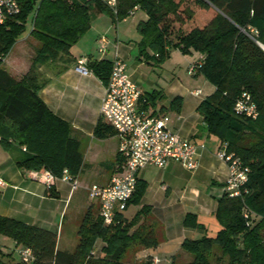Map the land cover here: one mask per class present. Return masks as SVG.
<instances>
[{"label":"trees","instance_id":"1","mask_svg":"<svg viewBox=\"0 0 264 264\" xmlns=\"http://www.w3.org/2000/svg\"><path fill=\"white\" fill-rule=\"evenodd\" d=\"M18 1L19 13L0 26V146L14 155L16 166L28 173L46 170L56 177L66 169L71 177H77L83 165L80 143L71 124L41 99L44 80L40 67L71 62L70 49L90 28L93 10L110 13L118 22L133 14L134 8L140 9L147 19L137 25L139 57L157 66L171 48L183 54L197 53L193 75H202L215 88L196 108L203 129L221 145L226 143L228 152L249 168L247 193L242 198H229L224 193L217 200L214 216L220 229L216 234L182 242L181 248L192 254L186 264H212L210 256L215 246L227 259L226 264H264V50L257 44H264V0H118L116 14L99 0ZM196 7L213 8L215 15L207 24L184 30L182 25L193 19ZM31 12L34 16L29 34L39 47L28 71L18 78L3 68V61L25 32ZM175 23L179 25L175 27ZM111 68L109 59L88 64L89 71L105 85ZM243 91L257 106L255 120L233 111ZM161 98L156 90L141 94L142 109L156 115ZM182 101L179 96L173 98L168 109L179 112ZM95 134L102 138L114 132L100 121ZM145 189L146 183L138 180L127 207L139 206ZM149 213L150 208L143 205L131 218L119 212L111 225H103L97 213L94 217L87 210L74 251L57 248L55 231L0 215V233L15 243L12 252L0 249V264H132L123 261L129 248L158 245L156 224H142L145 219L151 221L147 219ZM183 225L200 226L191 213L186 214ZM97 240L104 244L99 255L93 250ZM24 247L33 253L29 263L18 255Z\"/></svg>","mask_w":264,"mask_h":264},{"label":"crops","instance_id":"2","mask_svg":"<svg viewBox=\"0 0 264 264\" xmlns=\"http://www.w3.org/2000/svg\"><path fill=\"white\" fill-rule=\"evenodd\" d=\"M193 10L194 20V17H198L206 9L196 7ZM134 13L139 16L135 25L138 33L137 25L140 21H145L147 15L140 9L135 10ZM98 15L100 13H97ZM129 20L126 18L114 27L111 22L105 21L107 24L99 29L100 31H93L89 35L84 34L70 49V63L66 65L52 63L40 67L44 80V85L39 92L41 99L54 114L71 124L73 135L80 143L83 165L76 177L79 187L71 191L68 184L56 181L49 191L42 182L31 178L28 172L20 170L15 164L14 155L4 151L0 146V179L6 182V186L2 187L0 192V215L55 231L47 227L51 224V213L55 208H61L62 213L68 201H71L75 195L82 197L81 194H86L88 201H92L88 196L89 186L107 184L111 177L121 170L124 158L119 152V138L114 134L102 138L95 134L97 123L102 121L100 106L105 94V84L92 72L86 75L76 72L75 62L80 57H86L89 64L94 60H113L117 55L127 64L134 57L137 64L132 66L134 70L128 75L129 78L136 84L141 94L158 91L154 87L155 84H151V91L144 89L147 87L148 77L141 71V65L145 62L139 57L137 43L140 37L135 40L126 28L121 30V25L122 27L127 25ZM113 28L115 30L112 32ZM102 36L108 41L107 50L104 53L98 51V41ZM22 45L24 44L20 46ZM21 51L23 58L13 61L20 68L15 69L21 72L18 78L28 71L36 50L27 54L22 46ZM195 54L197 57V53ZM195 90H200L201 93L195 96L193 94ZM214 90V86L205 80L200 89L189 90L188 85L177 83L170 86L165 93L160 91L162 98L157 100L156 114L168 115L167 128L170 131L190 138L203 147H199L197 152L198 167L190 171L192 174L187 180H182L183 178L177 174L179 168H186L176 162H170L164 169L147 167L138 175V180L146 183V189L141 204L130 206H134L136 211L143 205L150 208L147 219L156 224L158 244L173 242L175 246L180 245L181 247L185 239H198L204 235L214 236L215 232L220 229L214 213L217 200L224 194L228 166L216 157L215 153L221 144L217 139L207 135L203 129L202 117L196 111L200 101L211 95ZM178 96L183 100L180 111L169 110L171 100ZM178 183L182 185L181 188L185 189L179 190L175 187ZM192 185L194 186L191 187ZM201 185L205 189L197 187ZM51 193L56 197H53ZM60 202L61 207L56 204ZM96 206L98 214L97 203ZM84 208L85 210L90 209L92 213L95 209L93 203L85 205ZM187 213L196 216L199 227L188 228L183 225ZM124 217L129 219L125 215ZM179 251L177 249L172 259L167 257L169 264L175 261Z\"/></svg>","mask_w":264,"mask_h":264},{"label":"built area","instance_id":"3","mask_svg":"<svg viewBox=\"0 0 264 264\" xmlns=\"http://www.w3.org/2000/svg\"><path fill=\"white\" fill-rule=\"evenodd\" d=\"M99 1L114 14L117 13L118 0ZM19 10L18 0H0V26L11 16L18 14ZM107 44V39L102 36L98 41V51L104 53L107 50ZM196 68L197 66L192 64L189 72L194 73ZM126 69L125 62L116 55L112 60L111 72L100 106V118L119 138V152L124 158L121 170L114 174L107 184H92L88 188L89 198L98 204V216L103 225H111L115 214L127 208V202L136 190L138 175L143 169L147 167L164 169L170 162H176L189 171L195 170L199 163L198 149L203 147L190 138L170 131L167 128L168 115L150 116L146 110L142 109L141 92L129 78ZM75 71L82 75L90 72L86 57L76 60ZM200 93V90L193 91L195 96ZM233 111L236 115L252 120L258 117L257 106L252 96L246 91H243L235 101ZM215 155L228 166L224 193L229 198H242L247 193L245 185L248 182L249 168L244 166L233 152H228L226 143L220 146ZM29 175L42 182L48 189L56 181L68 184L71 191L79 187L76 178L71 177L66 169L60 177L46 170L30 172ZM5 186L6 182L0 179V188ZM244 216L247 217L248 213ZM18 255L26 263L33 259L32 250L28 247L20 248ZM157 262V258L152 259V263Z\"/></svg>","mask_w":264,"mask_h":264},{"label":"rangeland","instance_id":"4","mask_svg":"<svg viewBox=\"0 0 264 264\" xmlns=\"http://www.w3.org/2000/svg\"><path fill=\"white\" fill-rule=\"evenodd\" d=\"M78 1L84 2L86 0H78ZM138 12L140 13L141 11ZM92 14H93L92 21L95 18L96 19L93 22L91 21L92 25L85 33L86 35L91 34L93 31L94 32L100 31L99 29L104 27L107 24L106 22H111V24L114 27V25H118L122 23V21L124 20V19H120L118 22H116L113 20L110 13L107 12L100 13V15H98L99 17L97 16V12H95V10L92 11ZM214 15H215V9L213 8L206 9L198 17H194V20L192 19L186 21L182 25V27L184 30H188L193 26H202L204 24H207L214 17ZM33 16H34L33 12H31L28 15L25 25V32L17 40V42L9 52L8 56L5 58V62H3V68L7 72H9L10 74L16 77H18L21 74V72L17 71L19 67H17V65L14 64L13 61H16L17 58H21V57L23 58L22 55L23 53H21L22 46H24V49L25 51H27V54L34 52L39 47V43L29 34L32 27ZM126 18H129L130 20L127 25L124 24L125 26L123 27L121 25V30L126 28V30L130 31L133 39L138 40L140 36L135 30V25L136 22L139 20V16L137 14L135 15L134 13L133 15H130ZM178 25L179 24L177 23L174 24L175 27H177ZM114 30L115 29L113 28L112 32ZM21 44L24 45L20 46ZM195 59H196L195 52H191L189 54H183L179 51V49L171 48L168 57L161 63L157 64V66H151L146 63H143V65H141L142 67L141 71L143 72V74H145L148 77V80L146 81L147 87H145L144 89H146V91H151L152 90L151 84H155L156 86L154 87H156L158 91L165 93L166 91H168V88L170 86L172 87L177 83L188 85L189 90L200 89L202 84L205 82L204 77L202 75L194 76L193 75L194 73L189 72V68L195 62ZM24 61H25V57H24ZM134 64H137L134 57L130 59V62H127L126 71L128 75L131 73V71L134 70V67H132ZM40 72L42 73L43 71L40 70ZM177 174L180 176V178H183L182 180H187L191 176L192 172L187 171L186 169L183 168H179ZM154 175L155 173L153 174V176ZM194 185L196 187L195 183ZM194 185H192L191 187H193ZM181 186L182 185L180 183L175 184V187H177L179 190L185 189V188H181ZM197 187L201 189H205L203 185ZM0 192H1V188H0ZM81 196L82 197H79V195L78 196L75 195L71 201H68L62 213L60 210L61 208H57V209L55 208L51 213V218H52L51 224H49L47 227L50 229H55V232L57 233V248L59 250L74 251L78 243V231L84 220V216L87 212V209L85 210L84 208L85 205L93 203V207L95 208L93 211V215L94 217L96 215V209H97L96 203L94 201L93 202L88 201L86 194H81ZM56 204H58L57 206L60 207L62 206L61 202ZM135 211L136 208L134 206H130L126 211H124V215L126 217L131 218L135 214ZM150 223H151L150 221H147L145 219L144 223L142 224L144 226H149ZM195 233H197V231H195ZM103 245L104 244L102 243L101 240H97L95 242L93 249L95 255L100 254V250ZM0 249H2L3 251L12 252L15 250V243L12 239L0 233ZM177 249L180 251H179V255L175 257V261H173L174 264H186L192 260V254L181 249L180 245L175 246L173 242L168 244L162 242L161 244H158L156 247H150L144 249H141L138 246H133L129 248L128 251L125 253L123 257V261L132 264H146L148 262L154 264L152 263V259L157 258L158 262L156 264H166L167 262L169 264L167 257L172 259L171 257L172 256L174 257L176 255ZM226 260H227L226 258L221 257L218 247L215 246L214 253L212 256H210L211 263L226 264Z\"/></svg>","mask_w":264,"mask_h":264},{"label":"water","instance_id":"5","mask_svg":"<svg viewBox=\"0 0 264 264\" xmlns=\"http://www.w3.org/2000/svg\"><path fill=\"white\" fill-rule=\"evenodd\" d=\"M257 44L260 46V48H261L262 50H264V44H261V43H259V42H257Z\"/></svg>","mask_w":264,"mask_h":264}]
</instances>
